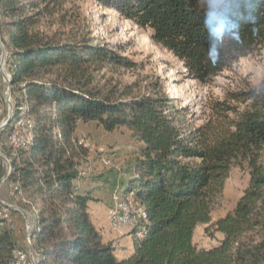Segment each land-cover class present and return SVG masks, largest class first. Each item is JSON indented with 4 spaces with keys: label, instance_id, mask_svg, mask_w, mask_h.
I'll return each mask as SVG.
<instances>
[{
    "label": "trees",
    "instance_id": "trees-1",
    "mask_svg": "<svg viewBox=\"0 0 264 264\" xmlns=\"http://www.w3.org/2000/svg\"><path fill=\"white\" fill-rule=\"evenodd\" d=\"M62 1L0 0L13 104L0 136L21 118L32 136L26 148L0 150L10 164L6 181L28 215L35 264H264V80L225 91L207 121L190 123L174 97L106 88L104 67H127V57L95 38L63 40L37 30L39 11L28 10ZM95 1L150 29L203 83L227 67L230 55L264 43V0ZM87 121L108 131L126 127L142 142L120 190L143 210L144 229L141 236L132 231V249L121 258L90 217V192L76 185L87 156L76 129ZM235 165L248 169L249 185L212 221ZM1 218L0 264H14L16 243ZM200 224L221 233L218 244L194 245Z\"/></svg>",
    "mask_w": 264,
    "mask_h": 264
},
{
    "label": "rangeland",
    "instance_id": "rangeland-1",
    "mask_svg": "<svg viewBox=\"0 0 264 264\" xmlns=\"http://www.w3.org/2000/svg\"><path fill=\"white\" fill-rule=\"evenodd\" d=\"M36 11H39L36 29L42 33L63 40L95 38L117 55L130 60L127 67L118 65L104 67L105 78L102 83L107 89L114 90L117 94L131 91L135 95L158 91L174 97L176 105L183 108L190 123L199 125L207 121L212 115L210 105L214 101L223 100L225 91L255 88L264 80V43L260 47H252L241 55H230L227 67L209 82L203 83L190 73L182 60L152 39L150 29L141 28L131 20L122 18L116 9L104 7L95 0H66L51 4L38 3L34 10H28L30 13ZM0 42L1 125L10 112L6 102L8 96L12 113L13 104L11 93L7 90L3 78V74L7 73V67L1 38ZM15 121L0 136V147L2 144L8 148L11 146L8 137ZM76 130L79 141L87 148V156L81 161L80 176L76 185L81 190L93 193L91 194L93 200L90 203L98 201L100 197L105 200L103 203L105 217L110 224L111 210L122 209L130 203L138 207L135 200L136 203L129 197L126 199L122 197L120 187L127 181L132 171L133 162L140 154L142 142L126 127L108 131L95 121L80 122ZM4 158L9 162L0 150V203L3 205L5 203L3 208L1 207L0 218H5L4 225L10 229V235L16 243L17 248L14 252L18 264H25L24 259H19V253L22 251L31 253L35 264V252L30 245L28 215L24 211L27 217L25 219L20 211L14 210L16 207L20 209L21 198L19 194L13 192L14 187L11 183L6 181L10 169L7 172ZM249 180L250 175L246 167L235 165L230 169L223 191L212 210V221L232 210L249 185ZM117 191L120 197L115 195ZM131 215L135 216L133 225L110 224L113 231L111 229L109 231L114 234L113 241L116 239L115 245L110 243L115 247L118 258L127 253L132 241V231L135 232L136 227L141 225L134 211ZM221 237V233L212 225L200 224L195 228L192 240L197 248H210L218 244Z\"/></svg>",
    "mask_w": 264,
    "mask_h": 264
},
{
    "label": "bare ground",
    "instance_id": "bare-ground-1",
    "mask_svg": "<svg viewBox=\"0 0 264 264\" xmlns=\"http://www.w3.org/2000/svg\"><path fill=\"white\" fill-rule=\"evenodd\" d=\"M22 121H23V123H22V130H23L22 137H18L17 139L12 140L11 136L18 133L19 125ZM31 139H32V136H31V125H30V123L27 120H25L24 118L17 119L15 121V123L13 124V128H12L10 135H9L10 145L13 147V149H16V150L20 149V148H26L30 144ZM8 206L12 208V206H10V205H8ZM15 209H19V208L16 207ZM120 210L122 211V215H123L124 220H131L133 217L131 215V212H133V211L138 215V218H137L138 222H141L142 219L145 218V214H144L143 210L139 207L134 206L132 203H130L129 205L124 206L122 209L111 210V212L109 213V221H110L111 225L116 226L119 224L117 222L120 219ZM143 229H144L143 222H141V225L136 227L135 235L141 236ZM15 252H14V257H15L16 261L14 264H18L19 261L16 258ZM19 259H24V255H22V253H19Z\"/></svg>",
    "mask_w": 264,
    "mask_h": 264
},
{
    "label": "crops",
    "instance_id": "crops-1",
    "mask_svg": "<svg viewBox=\"0 0 264 264\" xmlns=\"http://www.w3.org/2000/svg\"><path fill=\"white\" fill-rule=\"evenodd\" d=\"M79 123H78V125H79ZM76 134H77V130H76ZM129 176H130V174H129ZM129 176H128V178H129ZM87 192H89V191H87ZM91 194H93V193H91ZM116 194L119 195V197H120V194L118 191H117V193H115V195ZM103 203H105V200L102 197H100V199L98 201H93V203H90V205H89L90 217H91L93 223L95 224L96 228L100 231L102 239L106 242L108 241V242H111L113 245H115L116 239L113 241L114 234H112L111 231H109V229H111L112 231H113V229L111 228V226L108 222V219L106 220V217H105L106 210L103 206ZM131 249H132V241L130 243V246L128 247L127 253L125 255L120 256L119 258L129 254Z\"/></svg>",
    "mask_w": 264,
    "mask_h": 264
},
{
    "label": "built area",
    "instance_id": "built-area-1",
    "mask_svg": "<svg viewBox=\"0 0 264 264\" xmlns=\"http://www.w3.org/2000/svg\"><path fill=\"white\" fill-rule=\"evenodd\" d=\"M22 123H23V121L19 125V131H18V133L15 134V135H13V136H11V139L12 140L17 139L18 137H22V132H23V130H22ZM4 205H5V203H4ZM14 210L20 211V209H14ZM7 211H9V210H5V212H7ZM109 212H110V208H109ZM8 220H10L9 219V215H8ZM133 222H135V216H133L131 220H124L123 219V215H122V211L120 210V219H119V221L117 223H130V224L133 225ZM22 255H24V263L25 264H34L33 261H32V258L33 257H32V254L31 253L27 254L24 251H22Z\"/></svg>",
    "mask_w": 264,
    "mask_h": 264
},
{
    "label": "water",
    "instance_id": "water-1",
    "mask_svg": "<svg viewBox=\"0 0 264 264\" xmlns=\"http://www.w3.org/2000/svg\"><path fill=\"white\" fill-rule=\"evenodd\" d=\"M0 45H1V42H0ZM3 78H4V82H5V84L7 85V90L9 91V76H8V74L7 73H4L3 74ZM6 102H7V104H8V108H9V110H10V112H9V114H8V117H7V119L0 125V129H2V128H4L5 127V125H7L9 122H10V120H11V117H12V112H11V101L9 100V96H8V99H6ZM4 160L6 161V164H7V172L9 171V169H10V165H9V162L4 158ZM6 175H7V173H6ZM6 175L5 176H3V180H4V178L6 177ZM20 211H21V214L24 216V218L26 219L27 217H26V214H25V212L22 210V209H20Z\"/></svg>",
    "mask_w": 264,
    "mask_h": 264
}]
</instances>
